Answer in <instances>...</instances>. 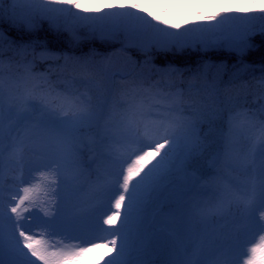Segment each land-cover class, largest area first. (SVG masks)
Returning <instances> with one entry per match:
<instances>
[{
  "label": "snow or ice",
  "instance_id": "obj_1",
  "mask_svg": "<svg viewBox=\"0 0 264 264\" xmlns=\"http://www.w3.org/2000/svg\"><path fill=\"white\" fill-rule=\"evenodd\" d=\"M5 18L12 27L29 33L37 32L46 23L56 32H67L75 42L98 38L121 44L120 51L135 48L145 55L146 65L151 64L153 51L193 45L223 48L238 57L240 66H233L237 70L229 84L250 67L244 57L256 49L254 37L264 39V0H245L240 8H226L223 13L207 16L210 23L183 31L161 27L167 21L154 15L143 0H121L106 8L89 7L86 0H26L23 6L18 0H11L5 7V0H0V22ZM5 43L17 55L31 49L35 56L37 51L35 41L17 45L0 29V49ZM39 58L63 59L65 65L77 66L79 74L66 80L60 89L48 75L33 71L34 61H27L18 65L23 73L10 79L6 86L5 61L0 54V168L6 154L21 169L26 156L45 160L51 183L57 185L59 179L57 187L63 185L67 189L68 210L62 213L57 208L53 215L59 220L49 224L52 229L80 228V221L95 215L105 204L115 211L103 223H121L112 232L100 227L99 231L107 235L85 241L91 243L90 247L66 245L52 250V246L35 239L19 223L21 204L32 198L31 190L24 188V196L10 209L15 221L0 208V264H81L84 257L103 248L115 252L106 264H151L139 257L132 259L138 215L146 200L169 177L178 157L189 160L204 152L206 145L194 135V130L201 123L210 124L219 114L221 93L227 87L223 81L225 66H213L214 72L205 66L187 79L182 70L168 66L155 69V80L134 79L120 90L118 120L105 123L104 135L91 140L89 151L95 152V157L86 161L81 134L83 129L100 127L105 119L107 99L104 103L95 102L93 93L104 95L110 91L107 84L115 80L110 57L98 58L94 53L61 57L44 48ZM11 63L10 59L9 67ZM196 81L201 82L198 88L194 86ZM183 84L187 88H182ZM260 113L264 116V106ZM237 123L259 130L256 143L238 158L225 153V161L213 180V199L201 204L193 198L187 211L188 232L173 240L165 264H239L244 256V264H264V235H259L258 241L253 239L247 252L236 254L230 244L218 242L217 234H210L205 228L212 216L227 220L237 232L264 233V119H258L255 113L235 111L229 116V124ZM92 164L96 165L95 180L89 185L88 207L75 201L80 177ZM96 239L107 242L96 243Z\"/></svg>",
  "mask_w": 264,
  "mask_h": 264
},
{
  "label": "trees",
  "instance_id": "obj_2",
  "mask_svg": "<svg viewBox=\"0 0 264 264\" xmlns=\"http://www.w3.org/2000/svg\"><path fill=\"white\" fill-rule=\"evenodd\" d=\"M11 3V0H5V7ZM23 6L24 3L18 1ZM0 29L3 30L6 37L15 41L17 45L28 44L33 41L37 44L36 54H39L44 48L52 53H56L58 56L68 55L71 57H83L90 54H96L98 58L110 57V69L112 73H115V80L109 82L107 87L109 93L99 95L93 93L97 97L95 102L104 103L107 99L105 107V119L101 121V126H93L91 128L83 129L81 134V141L83 144V157L84 159L91 160L95 157V152L89 151V146L93 138H99L102 134L103 125L105 123H112L119 118L118 103L120 102V90L128 87L134 79L143 78L148 80L150 77L152 80L157 79L154 71L157 68H165L168 66H174L182 70L187 79L193 73H196L198 69H203L207 66L213 72L215 69L213 66L223 65L226 71L223 73V81L227 86L226 91L221 93V103L219 105V114L212 119L211 123H201L200 135L206 148L202 154L194 155L191 159L185 160L184 166L181 168V172L185 174V178L189 175H196L202 180L209 182L214 180L217 173L210 171L207 168V162L209 158L214 155L219 156L218 171L221 164L225 161V153H229L230 157L238 158L241 153L248 151L251 146L256 142L259 136V130L245 125L246 137L240 139L238 142H230L224 137V124L230 113L234 111L236 107L248 106L258 119H264L261 116L260 109L264 106V83L261 82L264 79V39L259 35L254 37V43L256 49L249 52L244 57L245 62L250 67L241 72L240 77L235 80L234 83L229 84L228 81L232 77V73L237 70L233 66L238 64V57L223 48H181L172 49L169 51H153L151 54V64H144L145 55L135 48H129L127 51H120L121 44L115 42L102 41L98 38H83L79 42H75L69 36L67 32H56L48 27L45 23L44 26L35 33H29L23 30H18L16 27H12L10 22L5 18L0 22ZM0 54L5 61V67L3 69V76L5 85L10 83V77L8 74L18 77L23 73V68L18 65L32 61L34 57L31 49L23 55H17L13 51L7 48V44L0 49ZM11 59V66H8V62ZM59 65L60 67H57ZM34 69L47 72L53 84L58 88L64 87L65 81L71 79L72 76L79 74V68L72 63L65 65L63 59L48 61L47 63H35ZM201 82L196 81L194 86L200 87ZM182 88H187V84L181 85ZM113 100L117 103L114 104ZM211 103V101H209ZM187 108V105H186ZM190 111V110H189ZM187 114V112H186ZM96 167L95 164H92ZM176 181V179H166L161 187L153 194L162 191L169 185ZM77 204L91 207L90 197L85 201H80ZM103 205L98 212H101L105 208ZM68 210V205H66ZM227 221V220H226ZM227 227L232 231L231 235L240 236L243 230L237 232L236 226L230 224L227 221ZM226 233V230L224 231ZM154 231L150 233V241L143 250L144 255L142 259L150 261L151 264H165L169 259V249L163 247L158 238L154 239ZM152 239V240H151ZM106 240H102L99 243H106ZM115 255V252H110L109 255L103 251H99L97 257L99 264H106V261ZM81 264H89L87 256L83 258Z\"/></svg>",
  "mask_w": 264,
  "mask_h": 264
},
{
  "label": "rangeland",
  "instance_id": "obj_3",
  "mask_svg": "<svg viewBox=\"0 0 264 264\" xmlns=\"http://www.w3.org/2000/svg\"><path fill=\"white\" fill-rule=\"evenodd\" d=\"M18 1L21 3L26 2V0ZM120 2L121 0H86L88 6L92 8H96L97 6L106 8L109 4H118ZM143 2L150 5V11L154 15H157L160 20L167 21V24L161 25V27H167L169 31H183L186 28L210 23L206 19L207 16L223 13L226 8H240L245 3V0H143ZM173 25H178V29L169 27ZM184 48L199 47L193 45ZM33 61L34 63L36 61L42 63L48 60H41L38 54ZM33 71L38 74H46L44 71L37 69H33ZM8 76L11 80L17 79L15 75L8 74ZM261 82L264 83V79ZM239 109L247 108H237L235 111ZM105 131V128H103L101 136L104 135ZM225 134L230 140L243 137L245 135L244 123L230 126L228 117ZM194 135H198L201 138L200 125L194 130ZM184 160L183 157H178L175 160V165L168 177L171 181L177 177V182L165 188L161 194L160 192L152 194L143 204L133 230V241L135 244L132 256L133 260L139 257L138 252L142 253V250L150 241V233L154 234V231L157 232L154 239L160 236L164 237V233L167 234L166 238H162L160 244L163 247L169 246L170 250V246L176 236H183L188 232L187 211L191 207L193 198L195 197L196 201L201 204L213 199L215 191L212 187L213 181L207 183L195 176L184 179L183 174H180ZM44 164L45 160L43 159L26 156L23 169L17 166L14 160L10 161L8 158L5 159V164L0 168V208L5 206L6 210L4 212L7 216L13 217V221L16 218L10 211L11 207L15 206L19 202V199L24 196V188L31 190L30 195L32 198L25 200L21 204L22 219L19 221L28 230V234L33 235L37 240L46 242L52 246V250H58L66 245L90 247L91 243H85V241H91L97 236L107 235L106 232L99 233L100 227L107 229L108 232L119 228L121 220H117L114 225L103 223V220L108 215H111L112 211H115V209H109L108 205L101 212H97L92 217H85L80 221L82 225L80 228L67 230L50 228L49 224L52 221L59 220L58 217L53 215L57 211V208L62 213L67 212L66 205L68 204L65 200L67 189L63 185L57 187L60 183L59 179H57V185L51 183V175L44 167ZM217 164L218 158L214 156L208 161V168L215 170ZM95 169L92 166L85 168L78 182L80 190L78 191V199L75 203L85 201L90 197L89 185L95 180ZM13 191H17V193L15 194ZM196 193H201V195L196 196ZM204 193L207 194L205 195ZM121 212H123V208ZM256 216L259 219L260 213L257 212ZM225 223L226 220L220 217L210 216L205 228L208 233L217 234L218 242L230 244L236 254L247 252L248 247L252 246L251 242L253 239L258 241L259 235H264V233L257 234L253 231L244 230L240 236H233L229 242H226L222 234V228L225 226ZM99 241L100 239L95 240L96 243ZM25 251L27 250L25 249ZM100 251L109 255L108 248H103ZM98 253L87 256L89 264H99ZM246 259V256L242 257L239 264H244Z\"/></svg>",
  "mask_w": 264,
  "mask_h": 264
},
{
  "label": "bare ground",
  "instance_id": "obj_4",
  "mask_svg": "<svg viewBox=\"0 0 264 264\" xmlns=\"http://www.w3.org/2000/svg\"><path fill=\"white\" fill-rule=\"evenodd\" d=\"M7 158V154L5 155V159ZM4 164H5V162H4ZM15 194L17 193V191H13ZM2 209H3V211L4 210H6V207L5 206H2L1 207ZM12 218V220H13V217H11ZM4 224H5V227H7V224H8V221H7V219H5L4 220Z\"/></svg>",
  "mask_w": 264,
  "mask_h": 264
}]
</instances>
